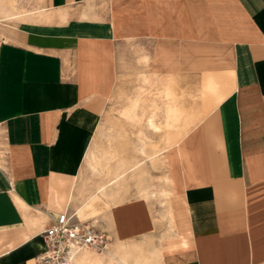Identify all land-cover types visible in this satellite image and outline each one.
Instances as JSON below:
<instances>
[{"label": "crops", "instance_id": "1", "mask_svg": "<svg viewBox=\"0 0 264 264\" xmlns=\"http://www.w3.org/2000/svg\"><path fill=\"white\" fill-rule=\"evenodd\" d=\"M41 5L0 42V264H34L44 250L41 233L59 212L86 219L100 201L105 207L103 192L91 206L93 191L76 207L77 179L104 101L133 95L126 81L137 73L160 97L151 100L146 125L164 145L146 159L164 158L181 208L179 239L160 249L162 264H264V0ZM203 50L229 72L220 91L217 72L201 75ZM187 65L200 74L198 95L215 104L207 120H196L181 98ZM140 104L138 95L128 98L124 114L133 122ZM132 208L110 209L113 264H132L124 244L142 224ZM84 251L83 260L102 264Z\"/></svg>", "mask_w": 264, "mask_h": 264}, {"label": "rangeland", "instance_id": "2", "mask_svg": "<svg viewBox=\"0 0 264 264\" xmlns=\"http://www.w3.org/2000/svg\"><path fill=\"white\" fill-rule=\"evenodd\" d=\"M7 7V14L0 11V42L5 38L7 30L13 26L24 14L37 11L42 5V0H0ZM32 15V14H31ZM210 51H202V73L217 72L221 77L218 79V90L230 85L229 72L223 64L210 63ZM193 66V65H192ZM191 65L186 66L185 78L179 81L180 87L185 91L181 97L189 111L196 113V120H207L214 113L215 104L210 100L204 101L203 96L198 95L199 88L198 71ZM130 77V75L128 74ZM133 80H127L128 87L134 90L133 95L112 96L104 101L100 111L99 123L91 143L92 151L85 159L81 175L77 179L81 191L78 192L76 207L84 203L90 192L91 206L96 200L103 197L102 192L107 193L105 207L102 202L98 203L96 212L89 214L86 218H95L105 228L111 241L109 252L113 250V231L117 227L108 224L109 213L121 206L133 207L132 212L135 219L142 224L138 228L130 229L123 249L132 264H162L160 252L162 248L172 246L177 242L178 217L180 214V201L176 191L171 190L168 182L165 181L164 158L159 160L158 156L154 162L146 159L148 154L155 150L157 156L164 145L160 133H152L146 125L147 117L152 110L151 100L160 99L156 84H146L142 78L144 73L135 74ZM142 77V78H141ZM193 93L195 95H193ZM138 95L141 99L138 108L139 120L136 122L128 119L124 110L127 107L128 98ZM155 120H163L161 113ZM164 128L162 127V132ZM155 132H161L154 129ZM169 131V130H168ZM178 137L179 130H171ZM187 133V130H180ZM154 145V146H153ZM161 154V153H160ZM134 161L136 168L132 174L131 161ZM97 188V191L94 190ZM115 205V206H114ZM88 250L94 256L102 258V264H113L109 261L108 254ZM138 260V261H137Z\"/></svg>", "mask_w": 264, "mask_h": 264}, {"label": "built area", "instance_id": "3", "mask_svg": "<svg viewBox=\"0 0 264 264\" xmlns=\"http://www.w3.org/2000/svg\"><path fill=\"white\" fill-rule=\"evenodd\" d=\"M44 250L34 258V264H74L84 250L104 252L110 238L95 218L81 219L76 211L59 212L54 222L41 233Z\"/></svg>", "mask_w": 264, "mask_h": 264}, {"label": "bare ground", "instance_id": "4", "mask_svg": "<svg viewBox=\"0 0 264 264\" xmlns=\"http://www.w3.org/2000/svg\"><path fill=\"white\" fill-rule=\"evenodd\" d=\"M6 9H7V7H6V5H5V3H4V1L3 2H0V11L1 12H3V13H6L7 11H6ZM110 250V249H109ZM109 250L108 251H106V254H109ZM82 252H85V251H82ZM81 252V253H82ZM81 253H79L77 256H76V258H75V262H74V264H93V263H91V261H85V260H83L82 258H81V256H79ZM109 256H110V254H109Z\"/></svg>", "mask_w": 264, "mask_h": 264}]
</instances>
